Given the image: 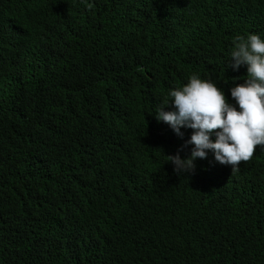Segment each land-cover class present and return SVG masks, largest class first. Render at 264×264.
<instances>
[{
	"label": "trees",
	"instance_id": "trees-1",
	"mask_svg": "<svg viewBox=\"0 0 264 264\" xmlns=\"http://www.w3.org/2000/svg\"><path fill=\"white\" fill-rule=\"evenodd\" d=\"M250 33L264 0H0V264H264V151L177 174L153 113L193 74L231 99Z\"/></svg>",
	"mask_w": 264,
	"mask_h": 264
},
{
	"label": "clouds",
	"instance_id": "clouds-1",
	"mask_svg": "<svg viewBox=\"0 0 264 264\" xmlns=\"http://www.w3.org/2000/svg\"><path fill=\"white\" fill-rule=\"evenodd\" d=\"M233 43L232 68H246L241 71L244 82L228 90L231 99L217 81L193 74L182 86L170 89L167 100L153 112L179 137L182 128L193 130L185 141V146H192L190 154L169 156L177 174L192 172L195 161L207 158L209 152L234 171L241 161L264 151V38L250 33L235 37ZM169 105L171 110H165Z\"/></svg>",
	"mask_w": 264,
	"mask_h": 264
},
{
	"label": "bare ground",
	"instance_id": "bare-ground-1",
	"mask_svg": "<svg viewBox=\"0 0 264 264\" xmlns=\"http://www.w3.org/2000/svg\"><path fill=\"white\" fill-rule=\"evenodd\" d=\"M145 1V0H144ZM36 5V4H35ZM39 7H40V5H38ZM23 7H25V6H23ZM26 7H28V5L26 6ZM40 11V10H39ZM146 12H148V11H146ZM150 13V12H149ZM148 13V14H149ZM47 14V13H46ZM146 14V13H145ZM42 15V14H41ZM22 17V16H21ZM29 17H31V15L29 16ZM35 18V17H34ZM40 18V17H39ZM38 18V19H39ZM43 20V19H42ZM38 21V20H37ZM37 23V22H36ZM40 23V20H39V22H38V24ZM43 23V22H42ZM45 23V22H44ZM43 25V24H42ZM44 25H46V26H48L47 24H44ZM41 26V25H40ZM45 28H47V27H45ZM39 29V28H38ZM41 30H42V28H41ZM45 30V29H44ZM41 33H42V31H41ZM44 34V33H43ZM47 34V33H46ZM32 35V34H31ZM41 37V36H40ZM32 38H34L33 36H32ZM44 38V37H43ZM39 39H42V38H39ZM63 39V38H62ZM45 42V41H44ZM59 43V42H58ZM35 45H37V44H35ZM28 46V45H27ZM56 47V46H55ZM31 48V47H30ZM38 48V47H37ZM36 47H35V50L37 49ZM41 47H39V49H40ZM42 48H44V46L42 47ZM60 48V47H59ZM28 50H30V49H28ZM38 50H36L35 51V53L37 52ZM18 58V57H17ZM20 59H23V58H20ZM21 67V66H20ZM20 73H21V71H20ZM23 73H25V72H22V75H23ZM262 152V151H261ZM258 179V178H257ZM261 187V186H260Z\"/></svg>",
	"mask_w": 264,
	"mask_h": 264
}]
</instances>
